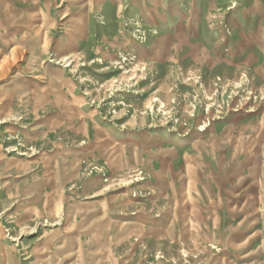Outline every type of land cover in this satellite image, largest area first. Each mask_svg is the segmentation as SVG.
Instances as JSON below:
<instances>
[{"label":"rangeland","instance_id":"rangeland-1","mask_svg":"<svg viewBox=\"0 0 264 264\" xmlns=\"http://www.w3.org/2000/svg\"><path fill=\"white\" fill-rule=\"evenodd\" d=\"M13 1L0 245L18 264H264V0ZM202 168L229 170L224 191L261 223L252 237L214 238L206 220L170 242L124 222L178 224L189 189L192 207L217 195Z\"/></svg>","mask_w":264,"mask_h":264},{"label":"crops","instance_id":"crops-1","mask_svg":"<svg viewBox=\"0 0 264 264\" xmlns=\"http://www.w3.org/2000/svg\"><path fill=\"white\" fill-rule=\"evenodd\" d=\"M3 5H6L8 7L7 13H2V17L4 21L6 22V26H13V22L16 20H13V18L10 19L11 13L15 11L16 3H14L13 0H0V9ZM28 5V4H26ZM23 7V4L19 5ZM14 7V8H13ZM12 20V21H11ZM9 27V28H10ZM5 31V29H3ZM13 31H15L12 27L10 30V33H7V36H10L13 34ZM8 38V37H7ZM6 38V39H7ZM2 39H0L1 41ZM260 69L264 70V67H261ZM221 170H212L210 172L207 168L205 169H199V172L201 174V177L204 173H206V176H209L212 174L214 177L212 184L215 186L216 189V196L211 195V190H207L206 194L202 193L200 197L202 200H199V206L198 207H192V204L194 203V198L191 196L192 189L188 190L186 192L185 200L183 201L184 207L182 209V217L178 224L172 225V222L167 221L169 218V214L167 213V222L164 226H159V219L156 218V220L152 219V217L148 218L141 214L131 213L130 216H125L124 222L126 223H136L140 220L146 221L145 227L149 228L150 230H155L158 228L167 229V239L170 240V242H179L178 240L181 239L182 235V241L184 243H191V230L199 229L202 230L206 228V220H210L212 222L211 228L214 230L213 237H225L228 238V243H234L239 244V236H244L245 238L252 237L255 232L256 228H261V223L258 226H255V220L252 215H254V205H251V202L247 200V207L245 210H243V205L245 204L246 198L243 197L241 200L238 198L237 192H234L233 190H230L228 193V190L224 191V186H228V176L224 177V173L227 174L229 170L225 169V171L220 172ZM231 171V170H230ZM235 171V169L233 170ZM232 171V173H233ZM231 173V174H232ZM220 174V175H219ZM230 174V175H231ZM222 175V176H221ZM231 177V176H230ZM195 181L198 182V185L200 189L201 187V181L198 178H194ZM203 184V183H202ZM202 190H200L201 192ZM203 192V191H202ZM223 192V194H222ZM188 193V194H187ZM249 198L251 196H248ZM247 197V198H248ZM204 199H208V201L212 202L211 205L205 206ZM171 215V214H170ZM214 222V224H213ZM259 223V222H258ZM251 225V226H249ZM247 228L249 227L250 231L246 233V235L236 233L239 228ZM177 228V237L175 238L176 229ZM169 229L172 234L170 236ZM243 237V238H244ZM9 257V258H8ZM0 264H18V256L15 253V250L8 246L7 244L0 245Z\"/></svg>","mask_w":264,"mask_h":264}]
</instances>
